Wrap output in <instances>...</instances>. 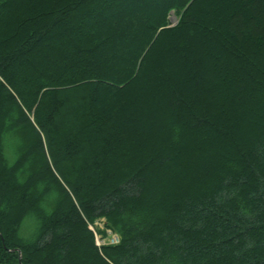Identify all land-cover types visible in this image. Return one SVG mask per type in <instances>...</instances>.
Instances as JSON below:
<instances>
[{
  "label": "trees",
  "instance_id": "obj_1",
  "mask_svg": "<svg viewBox=\"0 0 264 264\" xmlns=\"http://www.w3.org/2000/svg\"><path fill=\"white\" fill-rule=\"evenodd\" d=\"M0 264H264V0H0Z\"/></svg>",
  "mask_w": 264,
  "mask_h": 264
},
{
  "label": "rangeland",
  "instance_id": "obj_2",
  "mask_svg": "<svg viewBox=\"0 0 264 264\" xmlns=\"http://www.w3.org/2000/svg\"><path fill=\"white\" fill-rule=\"evenodd\" d=\"M169 23L172 26L177 23V17L173 13L169 16ZM104 222V219H98L92 226H90V229L95 232V242L97 246L116 244L118 242V236L112 233L109 229H104ZM98 231H105V235L102 236Z\"/></svg>",
  "mask_w": 264,
  "mask_h": 264
}]
</instances>
